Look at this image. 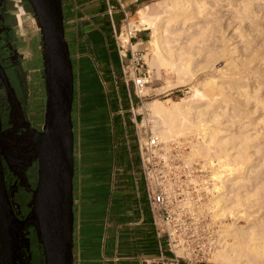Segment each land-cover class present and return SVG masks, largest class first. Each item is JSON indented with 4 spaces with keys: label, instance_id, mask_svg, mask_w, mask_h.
Here are the masks:
<instances>
[{
    "label": "crops",
    "instance_id": "0c3cea01",
    "mask_svg": "<svg viewBox=\"0 0 264 264\" xmlns=\"http://www.w3.org/2000/svg\"><path fill=\"white\" fill-rule=\"evenodd\" d=\"M148 1L63 0L77 90L74 264H157L166 250L165 238L152 224L139 160L133 154L131 137L136 140L138 117L132 113L131 88L121 71L122 55L144 42L146 33L138 30L125 49L118 37L125 25L120 2L128 10Z\"/></svg>",
    "mask_w": 264,
    "mask_h": 264
},
{
    "label": "rangeland",
    "instance_id": "374dc122",
    "mask_svg": "<svg viewBox=\"0 0 264 264\" xmlns=\"http://www.w3.org/2000/svg\"><path fill=\"white\" fill-rule=\"evenodd\" d=\"M198 1H206V3L210 5L209 9L214 8L216 13L210 16L211 19H207L203 15H206L208 10H204V12L200 13L198 15L199 17L196 18L199 22L191 27L184 24H179L177 27L171 26L170 24L166 27V23L163 24V28L167 30V35L162 45H157L151 40L154 37L152 30H144L139 22L135 24L146 33L144 43L134 46V49L140 48L143 51L146 61L145 67L149 70L151 80L147 89L149 95L143 97L142 101H139L138 98L135 99V102H137L135 106L137 113H140L138 115L139 123H142L147 129L157 134L160 140H176L188 149V159L193 160L200 158L206 163H209L212 167L210 175L214 187L210 202L212 200L213 204V197L219 192L216 190V184H220L219 178H216V175L219 173L218 171L224 168L230 169L232 167L230 171L233 173L236 172L237 169L234 168L236 166L233 167L229 165L227 166L230 168L227 166L221 168L219 162H217L218 155L215 154L212 149L215 146V141L210 143L211 146H208V143L203 141L202 133L205 131V127L208 125L212 126V124L220 126V135H224L226 139L231 134L238 132L245 136L246 129H249V133L253 136H257L258 128L261 125V119L262 117L264 118L263 110H255L254 108V112L250 114V117L242 120V124L231 123L219 117L217 122H209L206 123V125L203 124V119H193L190 121H183L179 126L174 127V125L166 119L162 120V123H156L155 114L150 111L148 103L153 100H158L163 104L170 105L171 102L178 101L181 103L179 107L181 110H184L189 105H196L200 108H204L211 100L213 101L215 98H220L223 95L219 87V81L221 82L222 77L224 78L227 74L225 75L224 73V75H222L223 73H221L213 75L215 61L221 68L224 67V70L227 69L229 71V68L234 66L231 62L232 59L235 58L241 61L243 57H251L252 63L250 65L254 68L253 71H255V76L248 83L249 88H253L254 85L259 83L260 94L264 93V0ZM165 3L172 4L175 3V0H149L146 3L140 4L135 9H128L130 14L128 20H138L137 11L146 4H148V6L151 5L150 7H155L156 4V6H158ZM243 4L250 5L249 8L251 12L252 10L253 12L251 13L247 10L250 14H243ZM19 6L23 7L26 12L23 15L22 26L19 24L17 18ZM236 8H240V11H237ZM3 12L7 17L5 23L10 29L9 36L16 54L17 69L19 72L18 80L23 89V94L29 101V116L33 124L39 127L41 124L43 125L44 122L46 100L40 26L28 0H6ZM239 13L245 16L242 15L240 17L238 16ZM207 21H211L209 25L212 26L210 29L212 36L204 41L198 39L193 42L191 34H196L199 27L208 23ZM124 24L122 29L118 31V37L121 32L125 34L128 33L127 23L124 22ZM132 27L133 26H130V28ZM133 29L134 28L130 30ZM183 29H186V32L190 30V33H185V35L183 34L179 38L173 37V32H179ZM223 29L225 33L222 34ZM223 36L226 38V44L222 43ZM120 39L122 40V38ZM230 44L231 46H228ZM225 45L226 50L224 49ZM70 49L72 52L73 48L71 45ZM193 72L196 74L194 77H192ZM75 93H77V90ZM2 95H4L3 91ZM241 108H243V106H241ZM72 116L75 118V104ZM248 122H251V124H248ZM162 127H164L163 131L160 130ZM240 141L241 140L236 137L233 139V142H231V145L235 142L240 143ZM131 146L135 158L138 159L137 143L133 136L131 137ZM254 161L255 160H253V162ZM253 162L249 165L252 166V164H256V161ZM230 171L228 170V172ZM35 174L34 172L31 173V175L34 176ZM212 177H215V180ZM217 180H219V182ZM254 181L253 177L252 180L250 179V181H248L249 188H252ZM234 194L235 193L231 191L230 197H234ZM213 208L215 209L216 219L219 221V229L221 230V234H223L227 226L235 220L233 218L234 213L232 215L223 216L218 211V207ZM260 210L264 212V209ZM260 210H257L259 213L258 215L264 216V213L260 212ZM234 212H236V210H234ZM254 215L258 216L256 212ZM236 224L242 225L244 222L240 221L236 222ZM220 238L221 241H223L222 235ZM231 241L232 239L228 237V242ZM219 248L220 246H218L216 250ZM212 254L206 261V264H216L212 259Z\"/></svg>",
    "mask_w": 264,
    "mask_h": 264
},
{
    "label": "bare ground",
    "instance_id": "6f19581e",
    "mask_svg": "<svg viewBox=\"0 0 264 264\" xmlns=\"http://www.w3.org/2000/svg\"><path fill=\"white\" fill-rule=\"evenodd\" d=\"M216 1L219 2V0ZM156 5L155 7H150V5L145 9H140L138 11V21L130 20L126 26L128 27L127 29L152 30L154 37L151 40L157 45H162L167 35V30L163 28V24L166 23V27L170 24L176 27L179 24L191 27L199 22L196 18H198V15L204 12V10H208L206 15H203L207 19H211L210 16L216 13L214 8L209 9L210 5L206 3V1L175 0V3L172 4L165 3L158 6ZM249 6L248 4H243V14H250L247 11L249 10L251 12ZM240 8H236V10L240 11ZM25 13L23 7L19 6L17 18L21 26L23 25V15ZM242 15L239 13L238 16L241 17ZM137 22L143 26V29L135 25ZM207 22L208 23L199 27L196 34H191L193 42L198 39L204 41L212 36L210 31L212 26L209 25L211 21ZM130 26L133 27L130 28ZM186 31V29H183L182 31L173 32L172 34L174 38H179L183 34L185 35V33H190V30L188 32ZM223 33H225L224 29L222 31V34ZM129 35V33L125 34L122 32L120 36L125 45L129 42ZM222 38V43L226 44V38L224 36ZM141 43L144 42H139L134 44V46ZM228 46H231V44ZM224 49L226 50V45ZM231 62L234 66L229 68L228 71L227 69L224 70V67L221 68L215 61L213 75L221 73H223L222 75H224V73L225 75L227 74L224 78L222 77L221 82L219 81V87L222 90L223 98H217L218 100L215 98L213 100L215 102L211 100L204 108H200L196 105H189L184 110H181V108L179 109L181 103L178 101L171 102L170 105L163 104L158 100L150 101L148 103L149 109L155 114L156 123H162V120L166 119L170 121L174 127H177L183 121L203 119L202 122L206 125V123L209 122H217L219 117L231 123H241L242 120L250 117V114L254 112V108L255 110L262 109L264 112V93L260 94L259 83L254 85L253 88H249L248 86L249 81L255 76V71H253L254 68L250 65L252 63L251 57H243L241 61L234 58ZM195 75V72H193L192 77ZM241 106H243V108H241ZM248 124H251V122H248ZM260 124L257 136H253L249 133L250 130L246 129L245 136L238 132L231 134V137L229 136L226 139L224 135H220V126H215L213 124L212 126H206L205 131L202 133L203 141L208 143V146H211L210 143L215 141V146L212 149L213 152L218 155L217 162H219L221 168L227 165L237 167H234L237 171L233 173L230 171L232 167L230 168L229 166L227 167L230 169L224 168L218 171L219 173L216 175V178H219L220 182L219 180L217 181L220 184H218L219 186L216 184V190L219 192L213 197V204L215 206L212 204V200L210 202L211 206L213 205L212 209L214 212L215 209L213 207H218V211L223 216L232 215L233 213L235 215V217L233 215L235 220L227 226L225 233L221 234V230H219L218 246H220V248L212 254V259L216 264L264 263V216L262 213V216H259L257 211L264 209L263 117ZM163 128L164 127L160 128V130L163 131ZM236 137L241 140L240 143L235 142L231 145V142H233V139ZM253 160L256 161V164H252V166L249 165ZM228 170L230 172H228ZM252 177L255 181L252 188H249L248 181H250V179L252 180ZM212 178L214 179L215 177ZM231 191L235 193L232 198L230 197ZM234 210H236V212H234ZM255 212L258 216L254 215ZM260 212H263V210H260ZM240 221L244 222V224H236V222ZM221 235L223 241H221ZM228 237L232 239L231 242H228Z\"/></svg>",
    "mask_w": 264,
    "mask_h": 264
},
{
    "label": "water",
    "instance_id": "95a60500",
    "mask_svg": "<svg viewBox=\"0 0 264 264\" xmlns=\"http://www.w3.org/2000/svg\"><path fill=\"white\" fill-rule=\"evenodd\" d=\"M28 1L42 35L45 113L41 130L28 121L21 124V104L0 62V80L12 105L14 127L27 128L17 142L22 148V153L17 154L14 140L2 132L0 114V264H17L18 255V230L6 188L2 156L16 176L23 178L24 175L23 185L28 190L26 170L20 168L22 161L28 166V146L33 160L38 162V177L32 190V209L23 223L26 227L28 224L35 227L45 264H74L75 75L66 38L63 0ZM4 2L0 0V7Z\"/></svg>",
    "mask_w": 264,
    "mask_h": 264
},
{
    "label": "built area",
    "instance_id": "2783aa9c",
    "mask_svg": "<svg viewBox=\"0 0 264 264\" xmlns=\"http://www.w3.org/2000/svg\"><path fill=\"white\" fill-rule=\"evenodd\" d=\"M120 5L124 20L129 23L130 14L122 2ZM137 32L128 29L129 39L135 38ZM120 36L121 48L125 49ZM145 65L143 51L134 49V45L129 55H122V76L131 88L129 97L135 118L139 115L135 99L142 101L149 95L147 89L151 80ZM134 124L140 174L152 224L166 241V250L162 249L157 264H206L219 245L220 230L210 204L214 188L212 167L200 158L188 159L184 145L176 140H160L157 134L139 123L138 118ZM75 144L74 155L78 156Z\"/></svg>",
    "mask_w": 264,
    "mask_h": 264
},
{
    "label": "flooded vegetation",
    "instance_id": "af4514ba",
    "mask_svg": "<svg viewBox=\"0 0 264 264\" xmlns=\"http://www.w3.org/2000/svg\"><path fill=\"white\" fill-rule=\"evenodd\" d=\"M4 4L0 7V62L10 79L12 86L15 88L18 101L21 104V124L28 121L32 127L41 130L42 125L39 127L35 126L29 116V101L23 94V89L19 83L20 81L18 80V64L9 36L10 29L5 23L7 17L3 12ZM2 91L4 92V95H2ZM11 111V102L8 100L6 88L0 80V114L2 132L9 137L8 139H11L12 141L14 140V143H16L15 145L18 147L15 151L17 154H21L22 148L17 142H20V136L27 132V128L24 126L14 127V123L11 119ZM29 134H31L30 127H28V135ZM30 152V146H28V166L25 161H22L23 163L21 162L20 165L22 170H26L28 190L23 185V183L26 182L24 175L23 178L16 176L4 156H2V162L6 188L15 215V226L18 230L17 264H45L42 248L39 243L35 227L29 224L28 227H26L27 225L23 223L26 217L29 216L32 209L30 206V201L33 195L32 190L36 187V180L38 177V162L33 160V154ZM33 172L36 173L35 176L31 175Z\"/></svg>",
    "mask_w": 264,
    "mask_h": 264
},
{
    "label": "trees",
    "instance_id": "16d2710c",
    "mask_svg": "<svg viewBox=\"0 0 264 264\" xmlns=\"http://www.w3.org/2000/svg\"><path fill=\"white\" fill-rule=\"evenodd\" d=\"M42 91H43V88H42ZM43 97H44V95H43ZM42 125V124H41Z\"/></svg>",
    "mask_w": 264,
    "mask_h": 264
}]
</instances>
